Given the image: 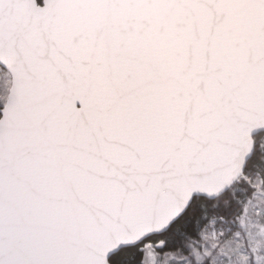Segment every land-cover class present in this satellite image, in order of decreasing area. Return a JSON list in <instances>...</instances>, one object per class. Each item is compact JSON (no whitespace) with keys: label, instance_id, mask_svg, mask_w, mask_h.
<instances>
[{"label":"snow or ice","instance_id":"6c2138e0","mask_svg":"<svg viewBox=\"0 0 264 264\" xmlns=\"http://www.w3.org/2000/svg\"><path fill=\"white\" fill-rule=\"evenodd\" d=\"M0 264H264V0H0Z\"/></svg>","mask_w":264,"mask_h":264}]
</instances>
